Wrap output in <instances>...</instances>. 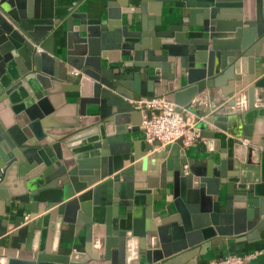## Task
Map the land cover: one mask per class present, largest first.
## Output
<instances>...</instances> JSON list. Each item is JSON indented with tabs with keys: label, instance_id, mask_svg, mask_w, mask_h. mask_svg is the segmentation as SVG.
Listing matches in <instances>:
<instances>
[{
	"label": "water",
	"instance_id": "95a60500",
	"mask_svg": "<svg viewBox=\"0 0 264 264\" xmlns=\"http://www.w3.org/2000/svg\"><path fill=\"white\" fill-rule=\"evenodd\" d=\"M169 1L185 3L187 24H165ZM137 5L109 4L99 18L73 15L64 35L53 0H0V215L7 207L31 214L30 223L20 215L0 217V264H92L75 252L55 259L32 251L36 228L46 230L52 213L58 221L85 225L105 212L110 238L98 259L106 264H178V253L214 236L264 227V195L256 184L230 182L207 169L187 171L184 158L162 167L157 187L172 191L177 212L155 216L147 204L128 233L120 228L121 207L130 211L140 187L137 171L154 169L153 159L162 155L151 152L139 161L136 153L116 171L115 151L103 165H89L63 141L92 122L81 118L89 105L98 107L97 121L104 122L110 140H123L138 130L128 128L139 124L133 101L163 86L180 106L207 89L220 87L225 97L236 93L226 102L234 107L230 125L240 116L243 134L258 145L264 140V96L257 90L264 76V0H140L139 22L125 23L124 14L135 16ZM70 68L81 74L71 78ZM67 92H78V101L70 103ZM244 96L249 101L240 106ZM68 107L72 114H64ZM228 129L212 136L227 146Z\"/></svg>",
	"mask_w": 264,
	"mask_h": 264
},
{
	"label": "crops",
	"instance_id": "0c3cea01",
	"mask_svg": "<svg viewBox=\"0 0 264 264\" xmlns=\"http://www.w3.org/2000/svg\"><path fill=\"white\" fill-rule=\"evenodd\" d=\"M135 1L138 4L135 16L134 14H124V22L131 24H135L133 23L134 20L139 22L141 18L140 0H53L59 33L65 35L68 18L73 15L85 14L88 18H99L101 14L107 12L109 4L114 5V7L122 5L123 8H125L124 5L129 4L132 9ZM163 16L165 24H187L190 19L189 9L182 1L165 2ZM74 22L78 23L79 18L75 17ZM131 27L139 28L140 26L131 25ZM71 70L70 68L69 73L73 78ZM263 71L262 74L264 75ZM257 86L260 96H264V76L258 80ZM78 94V92H67L66 96L70 103H74L78 101ZM235 94L231 93L225 97L220 87L213 90L207 89L197 95L191 103L184 105L190 110V113H185L186 117L190 115L204 117L197 119L196 125L200 131V138L190 147H185L181 140L165 146L160 142H148L141 127L143 111L135 108V101L133 104L135 113L138 115L136 120H139V124L130 122L128 128L135 127L138 130L127 132L123 140L114 139L116 133H112L111 138L113 139L110 140V134H108L104 122L102 120L97 121L98 107L89 105L87 115L81 118H89L92 122L67 135L63 141L66 142L76 159L84 160L89 165L95 163L103 165L107 161L104 159L111 154V151H115L113 164L116 171L124 168L123 159L134 156L136 153L141 155L139 161L146 160L152 154L151 152L162 155L153 159L154 169L137 171L135 184L140 187L135 190L131 199L130 211H127L125 206L121 207L120 228L128 229V233H131L133 226L142 221V210L147 204L153 208L155 216H166L177 212L172 191L167 194L166 189L157 187L161 183L160 172L162 167L168 163L174 165L184 158L188 161L186 164L187 171H190L192 167L197 173L204 172L206 169L217 174L221 172L227 176L230 182L239 181L241 184H256L261 194L264 195V140L261 145H258L253 143L250 137L245 136L243 130L238 127L241 124L240 116L236 117L235 126L230 125L229 118L234 114V107H230L226 102ZM158 95H167L176 103L173 92L169 91L166 86L159 88L154 96ZM248 101V96H244L240 100V106L245 105ZM178 107L181 108L182 106L178 105ZM74 110L73 107H68L64 114H72ZM223 126L229 127L226 131L227 146H224L220 139L212 136L214 131L220 130ZM232 134L249 138L250 143L244 144L238 139L239 137ZM123 150H130V152L123 154ZM127 162H129L128 159ZM168 186L172 187V184L169 183ZM222 188L225 195L227 185L222 184ZM90 189L92 186L76 193L71 198H76ZM6 210L7 213L0 215V217L9 220H13L16 215L24 217L25 214L30 213L21 208L13 210L7 207ZM39 217L43 220V214H40ZM30 222L31 220L27 223ZM83 224V220H78L77 223L58 221L57 214L52 213L50 221L46 224L48 225L46 230L41 229L42 224L36 228L32 251L36 254L46 252L49 257L55 259L75 252L85 257L89 256L92 259V264H106V261L98 259L99 255L106 251L110 238V235L107 234L108 225L105 220V212L102 216L95 214L92 223ZM252 252H257V255L248 260L246 264H264V227L261 229L257 227L238 235H217L189 247L177 255H179L178 264H210L214 259L228 256L231 253L248 254ZM93 258L96 259L93 260ZM45 263L59 264L57 262Z\"/></svg>",
	"mask_w": 264,
	"mask_h": 264
},
{
	"label": "built area",
	"instance_id": "2783aa9c",
	"mask_svg": "<svg viewBox=\"0 0 264 264\" xmlns=\"http://www.w3.org/2000/svg\"><path fill=\"white\" fill-rule=\"evenodd\" d=\"M1 9V7H0ZM40 52L42 48L35 44ZM71 74L78 76L81 70L72 69ZM135 108L143 111L142 130L146 140L150 143L160 142L167 145L177 140H181L185 147H190L200 138V131L196 125L197 119L203 116L190 115V110L182 106L181 108L167 95L142 96L135 101ZM236 137V136H235ZM239 137V136H238ZM244 144H249L250 139L239 137ZM31 220V214L24 215V222ZM257 252L248 254L231 253L228 256L214 259L210 264H246L248 260L254 258Z\"/></svg>",
	"mask_w": 264,
	"mask_h": 264
}]
</instances>
